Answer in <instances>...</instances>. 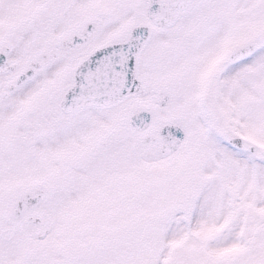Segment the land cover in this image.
<instances>
[{"label": "snow or ice", "instance_id": "6c2138e0", "mask_svg": "<svg viewBox=\"0 0 264 264\" xmlns=\"http://www.w3.org/2000/svg\"><path fill=\"white\" fill-rule=\"evenodd\" d=\"M0 264H264V0H0Z\"/></svg>", "mask_w": 264, "mask_h": 264}]
</instances>
